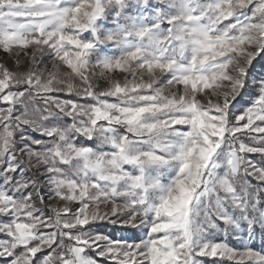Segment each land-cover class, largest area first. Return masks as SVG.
Masks as SVG:
<instances>
[{
  "label": "snow or ice",
  "instance_id": "snow-or-ice-1",
  "mask_svg": "<svg viewBox=\"0 0 264 264\" xmlns=\"http://www.w3.org/2000/svg\"><path fill=\"white\" fill-rule=\"evenodd\" d=\"M0 53V264H264V0H0Z\"/></svg>",
  "mask_w": 264,
  "mask_h": 264
},
{
  "label": "rangeland",
  "instance_id": "rangeland-1",
  "mask_svg": "<svg viewBox=\"0 0 264 264\" xmlns=\"http://www.w3.org/2000/svg\"><path fill=\"white\" fill-rule=\"evenodd\" d=\"M2 55H3V54L0 53V56H2ZM245 99H247V97H245ZM252 158H253V159H257L258 157L253 156ZM102 231H104L105 233H110V234H112V235H114V236H129V235H130V233L127 232V231L113 230L110 226H107V225H105V226L102 228ZM253 247H254L255 249L259 250V249L261 248L260 241L257 240V241L255 242V244L253 245ZM209 259H211V258H209Z\"/></svg>",
  "mask_w": 264,
  "mask_h": 264
}]
</instances>
